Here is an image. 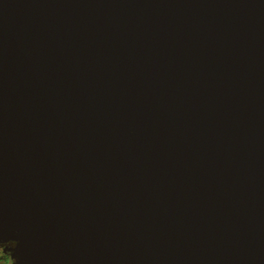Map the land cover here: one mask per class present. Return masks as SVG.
I'll return each mask as SVG.
<instances>
[{
  "label": "water",
  "instance_id": "water-1",
  "mask_svg": "<svg viewBox=\"0 0 264 264\" xmlns=\"http://www.w3.org/2000/svg\"><path fill=\"white\" fill-rule=\"evenodd\" d=\"M13 264H264V0H0V243Z\"/></svg>",
  "mask_w": 264,
  "mask_h": 264
},
{
  "label": "flooded vegetation",
  "instance_id": "flooded-vegetation-1",
  "mask_svg": "<svg viewBox=\"0 0 264 264\" xmlns=\"http://www.w3.org/2000/svg\"><path fill=\"white\" fill-rule=\"evenodd\" d=\"M12 244L0 243V264H13L11 259V248Z\"/></svg>",
  "mask_w": 264,
  "mask_h": 264
}]
</instances>
